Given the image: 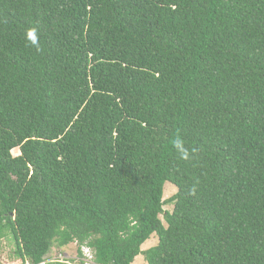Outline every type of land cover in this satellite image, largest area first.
Instances as JSON below:
<instances>
[{"label":"trees","instance_id":"1","mask_svg":"<svg viewBox=\"0 0 264 264\" xmlns=\"http://www.w3.org/2000/svg\"><path fill=\"white\" fill-rule=\"evenodd\" d=\"M7 237L22 264H264V0H0Z\"/></svg>","mask_w":264,"mask_h":264},{"label":"rangeland","instance_id":"2","mask_svg":"<svg viewBox=\"0 0 264 264\" xmlns=\"http://www.w3.org/2000/svg\"><path fill=\"white\" fill-rule=\"evenodd\" d=\"M14 156H19V150L13 151ZM178 189L171 183H166L164 188V199L169 200L172 198L175 194H177ZM165 211L172 212L174 209V205L168 204L165 206ZM161 219L164 222V218L161 217ZM165 227H167V223L164 222ZM159 239L158 236H153L149 241H147L143 246L142 250L147 251L151 248H154L158 245ZM15 252V245L12 240V238L7 237L4 240L0 242V256L2 260V264H22L21 261H18L14 257ZM48 261H55L59 260L64 262L65 264H74V262L79 263L78 259V244L73 243L70 246L66 248H59L54 247L51 251V253L47 256ZM135 264H148L145 261V258L143 256H139Z\"/></svg>","mask_w":264,"mask_h":264},{"label":"built area","instance_id":"3","mask_svg":"<svg viewBox=\"0 0 264 264\" xmlns=\"http://www.w3.org/2000/svg\"><path fill=\"white\" fill-rule=\"evenodd\" d=\"M81 253H82V256L79 259L83 261L84 264H96L95 253L93 249H91L87 245H84L81 247Z\"/></svg>","mask_w":264,"mask_h":264},{"label":"bare ground","instance_id":"4","mask_svg":"<svg viewBox=\"0 0 264 264\" xmlns=\"http://www.w3.org/2000/svg\"><path fill=\"white\" fill-rule=\"evenodd\" d=\"M19 155H20V151H19Z\"/></svg>","mask_w":264,"mask_h":264},{"label":"crops","instance_id":"5","mask_svg":"<svg viewBox=\"0 0 264 264\" xmlns=\"http://www.w3.org/2000/svg\"><path fill=\"white\" fill-rule=\"evenodd\" d=\"M137 259V258H136ZM135 264V263H134Z\"/></svg>","mask_w":264,"mask_h":264}]
</instances>
